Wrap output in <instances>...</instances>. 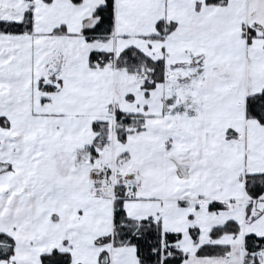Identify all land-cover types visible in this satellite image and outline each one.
I'll return each mask as SVG.
<instances>
[{
    "label": "snow or ice",
    "instance_id": "snow-or-ice-1",
    "mask_svg": "<svg viewBox=\"0 0 264 264\" xmlns=\"http://www.w3.org/2000/svg\"><path fill=\"white\" fill-rule=\"evenodd\" d=\"M0 264H264V0H0Z\"/></svg>",
    "mask_w": 264,
    "mask_h": 264
}]
</instances>
